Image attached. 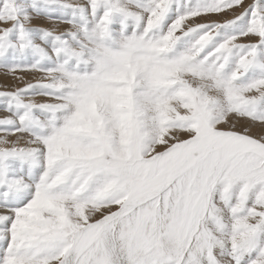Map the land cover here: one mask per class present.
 <instances>
[{
	"label": "snow or ice",
	"instance_id": "1",
	"mask_svg": "<svg viewBox=\"0 0 264 264\" xmlns=\"http://www.w3.org/2000/svg\"><path fill=\"white\" fill-rule=\"evenodd\" d=\"M0 70V264H264V0H0Z\"/></svg>",
	"mask_w": 264,
	"mask_h": 264
},
{
	"label": "rangeland",
	"instance_id": "2",
	"mask_svg": "<svg viewBox=\"0 0 264 264\" xmlns=\"http://www.w3.org/2000/svg\"><path fill=\"white\" fill-rule=\"evenodd\" d=\"M224 17H221V16H211V17H209V19H217V20H219V19H223ZM199 22H203V21H199ZM36 23L38 24V25H43L44 24V22H42V21H36ZM0 73H2L3 74V70H0ZM13 86L12 85H10V84H8L7 82H2V83H0V91H2V90H5V89H10V88H12ZM0 113H3L2 111H0ZM4 114V113H3ZM242 124L244 123V122H241ZM260 131V128L258 127V126H256V127H253L252 128V132H253V134H255V133H257V132H259Z\"/></svg>",
	"mask_w": 264,
	"mask_h": 264
},
{
	"label": "bare ground",
	"instance_id": "3",
	"mask_svg": "<svg viewBox=\"0 0 264 264\" xmlns=\"http://www.w3.org/2000/svg\"><path fill=\"white\" fill-rule=\"evenodd\" d=\"M33 79H34L33 76L26 75V80L33 81ZM2 82H4V83L7 82L8 84L12 85L13 87L18 85V84L21 87L23 86L22 83H19L18 81L13 80L11 77H6L4 74L0 73V83H2ZM2 115H3V113H0V116H2Z\"/></svg>",
	"mask_w": 264,
	"mask_h": 264
}]
</instances>
